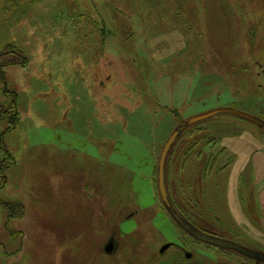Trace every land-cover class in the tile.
Masks as SVG:
<instances>
[{"label": "rangeland", "instance_id": "obj_1", "mask_svg": "<svg viewBox=\"0 0 264 264\" xmlns=\"http://www.w3.org/2000/svg\"><path fill=\"white\" fill-rule=\"evenodd\" d=\"M217 108L264 121V0H0V264H172L158 156ZM253 160L264 131L219 114L174 143L166 185L202 229L264 251ZM197 244L174 264L248 261Z\"/></svg>", "mask_w": 264, "mask_h": 264}, {"label": "water", "instance_id": "obj_2", "mask_svg": "<svg viewBox=\"0 0 264 264\" xmlns=\"http://www.w3.org/2000/svg\"><path fill=\"white\" fill-rule=\"evenodd\" d=\"M219 114H231L236 117H238L241 120L250 122L257 126L258 128L262 129L264 131V121L260 118L253 116L251 114L233 110L230 108H217L214 110H210L195 116H192L187 119L183 124L175 128L168 138L166 139L165 143L162 146V149L160 151V154L158 156V163H157V189L158 194L160 197V200L167 211V213L170 215V217L173 219V221L189 236L192 238L219 248L223 250H230L234 251L246 258L252 259L255 261V264L264 263V252L261 251H255L250 250L246 247H243L239 244H236L234 242L228 241L224 238H221L219 236H215L212 234H209L207 232H204L197 227H195L193 224H191L184 215L179 211V209L176 207L175 203L173 202L167 185H166V162L169 155V152L171 151L174 143L177 141V139L181 136L184 130H186L188 127L195 125L197 123H200L202 121L208 120L216 115ZM168 246H163L162 250H165ZM115 249V241H109L106 246L104 247V252L108 255L112 254Z\"/></svg>", "mask_w": 264, "mask_h": 264}, {"label": "flooded vegetation", "instance_id": "obj_3", "mask_svg": "<svg viewBox=\"0 0 264 264\" xmlns=\"http://www.w3.org/2000/svg\"><path fill=\"white\" fill-rule=\"evenodd\" d=\"M172 198V200H173V202L175 203V205H176V207L179 209V211L184 215V217L191 223V224H193L195 227H197L198 229H200V230H202V231H204V232H207V231H205L204 229H202L200 226H198L197 224H195L193 221H191V219L188 217V215L186 214V212L180 207V206H178V204L176 203V201H175V199L173 198V197H171ZM163 208H164V206H163ZM164 210H165V208H164ZM165 212L167 213V211L165 210ZM135 213H132L130 216L128 215L126 218V220H128V219H131L132 217H134L135 215H134ZM168 214V213H167ZM168 216H169V218L172 220V222L174 223V226H175V230H176V232H178V233H180V239H181V241H182V243H178V242H172V241H166L164 244H162L161 245V250H162V248H163V246H165V245H167L168 247L165 249V250H163V251H161L160 250V255L162 254V253H164L167 249H169L170 247H174L176 250L174 251V253H173V255H171V257H172V259H173V263L172 264H174L175 262H176V259L178 258V256L180 255V254H183V250H186L187 249V246H190V247H195V244H197V243H202V242H200V241H198V240H196V239H194V238H192L191 236H189V235H187L174 221H173V219L170 217V215L168 214ZM132 232H128V234L130 235ZM207 233H209V232H207ZM145 232L143 231L142 233H141V235H142V237H143V239L142 240H144V238H145ZM210 234V233H209ZM136 235V234H135ZM137 238V237H136ZM132 239H135L134 237L132 238ZM185 239V240H184ZM115 241V249H114V252L112 253V254H110V256L111 255H114L116 252H117V250H118V243H117V241L115 240V238H113V237H109V238H107V240H106V242H105V244H104V247L106 246V244L109 242V241ZM142 242V241H141ZM195 242H197V243H195ZM202 244H204V243H202ZM198 245V244H197ZM196 245V246H197ZM204 245H206V246H209V247H211L210 245H207V244H204ZM104 247H103V251H104ZM213 247V246H212ZM216 248V247H215ZM189 249V248H188ZM217 249H219V248H217ZM221 250H223V249H221ZM261 252H264V251H261ZM240 255V254H239ZM242 256V255H241ZM158 257H159V253H157V255H156V257H155V260H153V264H162V261L163 260H161V259H158ZM188 259L189 258H191L192 257V254H191V252H190V254H187V256H186ZM244 257V256H243ZM246 258V257H245ZM248 259V261H247V263L246 264H255V261L254 260H252V259H249V258H247ZM242 262H245V261H242ZM215 264H230L229 262H226V261H217V263H215ZM260 264H264L263 262L262 263H260Z\"/></svg>", "mask_w": 264, "mask_h": 264}, {"label": "crops", "instance_id": "obj_4", "mask_svg": "<svg viewBox=\"0 0 264 264\" xmlns=\"http://www.w3.org/2000/svg\"><path fill=\"white\" fill-rule=\"evenodd\" d=\"M244 158H245L244 161L246 162L250 161V156H248L247 158L246 157ZM244 161L242 162V164L245 163ZM254 161L255 160L252 161V164H254V169H255L254 177L256 181V188L258 191V199H259L262 213L264 214V165H263V162H261L260 160L257 162H254ZM235 213L237 214V211ZM246 225H251V224H246ZM251 229L254 230V233L255 232H258L259 234L261 233V231L257 227H253L252 225H251Z\"/></svg>", "mask_w": 264, "mask_h": 264}, {"label": "trees", "instance_id": "obj_5", "mask_svg": "<svg viewBox=\"0 0 264 264\" xmlns=\"http://www.w3.org/2000/svg\"><path fill=\"white\" fill-rule=\"evenodd\" d=\"M21 56V55H20ZM21 57H23V56H21ZM24 58V57H23ZM26 61V60H25ZM168 159V158H167Z\"/></svg>", "mask_w": 264, "mask_h": 264}]
</instances>
